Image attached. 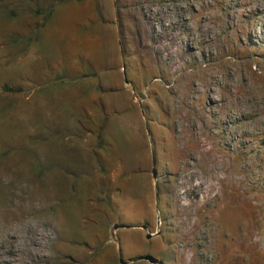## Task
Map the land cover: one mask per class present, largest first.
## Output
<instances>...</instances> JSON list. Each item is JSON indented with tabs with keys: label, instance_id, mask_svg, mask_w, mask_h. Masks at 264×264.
<instances>
[{
	"label": "rangeland",
	"instance_id": "374dc122",
	"mask_svg": "<svg viewBox=\"0 0 264 264\" xmlns=\"http://www.w3.org/2000/svg\"><path fill=\"white\" fill-rule=\"evenodd\" d=\"M120 249L264 264V0H0V264Z\"/></svg>",
	"mask_w": 264,
	"mask_h": 264
},
{
	"label": "water",
	"instance_id": "95a60500",
	"mask_svg": "<svg viewBox=\"0 0 264 264\" xmlns=\"http://www.w3.org/2000/svg\"><path fill=\"white\" fill-rule=\"evenodd\" d=\"M128 83V81H127ZM153 178L154 180L156 181L158 179V169H157V159H156V156L155 154L153 153ZM157 197H158V194H157ZM135 228H142L144 230H147V226H129V225H121V224H116L114 226V229L115 230H119V229H135ZM161 231L159 230L158 232H156L155 234H148L147 235V239H152L153 237H157V236H160L161 235ZM147 261H149L150 263L152 264H159V262L153 258H145ZM135 261H139V260H131V261H127L123 258V254H122V250L120 249V263L121 264H129L131 262H135Z\"/></svg>",
	"mask_w": 264,
	"mask_h": 264
},
{
	"label": "bare ground",
	"instance_id": "6f19581e",
	"mask_svg": "<svg viewBox=\"0 0 264 264\" xmlns=\"http://www.w3.org/2000/svg\"><path fill=\"white\" fill-rule=\"evenodd\" d=\"M162 22V20L160 19V20H158V22ZM206 21V20H205ZM160 22V23H161ZM152 24H153V20H152ZM173 24V26H175V23H172ZM210 25H211V23L207 20L206 22H204V27H205V29L203 30V32H206V33H209L210 31ZM247 31H248V29L246 28V29H244V31H243V33H246L247 34ZM184 35V34H183ZM182 36V35H181ZM189 36H187V38H188ZM182 38V40H185L186 38L183 36V37H181ZM207 41V40H206ZM194 53V52H193ZM216 90H214V89H211V93L210 94H212V95H210V99L212 98V104H214V103H217L216 101H217V96H218V94L215 92ZM217 95V96H216ZM209 99V100H210ZM219 100V99H218ZM221 101V100H220ZM220 104V103H219ZM213 106V105H212ZM208 110V109H207ZM213 110V109H212ZM209 111V110H208ZM216 111V110H215ZM212 112V111H211ZM205 114V113H204ZM203 116H205V115H203ZM231 119H232V117H230ZM189 132V131H188Z\"/></svg>",
	"mask_w": 264,
	"mask_h": 264
},
{
	"label": "trees",
	"instance_id": "16d2710c",
	"mask_svg": "<svg viewBox=\"0 0 264 264\" xmlns=\"http://www.w3.org/2000/svg\"><path fill=\"white\" fill-rule=\"evenodd\" d=\"M5 89H6L7 91H9V90H10V89H9V88H7V87H6ZM10 91H11V90H10Z\"/></svg>",
	"mask_w": 264,
	"mask_h": 264
}]
</instances>
